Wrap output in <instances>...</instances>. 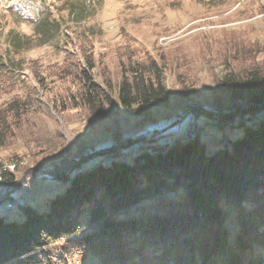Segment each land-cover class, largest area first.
I'll list each match as a JSON object with an SVG mask.
<instances>
[{"label": "trees", "instance_id": "16d2710c", "mask_svg": "<svg viewBox=\"0 0 264 264\" xmlns=\"http://www.w3.org/2000/svg\"><path fill=\"white\" fill-rule=\"evenodd\" d=\"M67 4L70 15L80 14L75 9L83 2ZM42 22L61 33L59 21L47 16ZM64 32L67 41L75 36L81 44L79 55H67L62 65L46 71L58 84L80 86L63 99V108L83 110L96 125L113 116L114 98L122 110L135 114L171 106L166 63L133 60L125 50L128 64L120 78L115 85L109 79L102 85L95 79L88 45L96 34ZM52 37L43 31L42 43ZM9 38L18 53L19 37L9 33ZM249 48L259 53L264 45L258 41ZM35 64L0 56V95L25 90L0 101V147L22 141L47 151L50 169L41 175L65 188L39 208L33 205L37 196L23 207L9 208L2 204L18 198L12 192L21 187L20 179L16 172L0 170V209L23 213L22 221L0 217V264H77L85 256L89 261L83 264H213L227 248L236 253L228 264H264V63L227 69L207 108L190 105L173 120L172 125L182 122L188 113L201 119L206 129L196 138L185 135L171 142L157 134L125 140L117 130L108 147L84 140L65 153L57 152L61 137L39 134L40 115L32 103L37 88L48 84ZM28 65L37 88L24 87ZM38 166L28 175L42 170V163ZM230 220L236 227L233 246ZM258 247L262 251L257 253Z\"/></svg>", "mask_w": 264, "mask_h": 264}, {"label": "rangeland", "instance_id": "374dc122", "mask_svg": "<svg viewBox=\"0 0 264 264\" xmlns=\"http://www.w3.org/2000/svg\"><path fill=\"white\" fill-rule=\"evenodd\" d=\"M68 1L0 0V56L10 54L14 61L36 63L39 71L46 75L48 86L37 88L31 68L25 66L24 87L38 89L32 104L40 115L39 134L47 138L61 137L63 142H59L57 152L75 150L77 143L84 140L97 148L108 147L111 133L117 130L125 140L150 139L157 134L166 135L162 140L171 142L176 138L184 140L185 135L196 138L206 129L201 126V119L188 113L182 122L178 120L172 125L173 120L190 105L207 108L217 96L227 69L249 70L264 63V50L256 53L253 48V52H249L253 43L259 41L264 45V0H80L82 8L75 9L80 13L78 16L70 15ZM47 16L62 24L61 33L43 24ZM65 29L74 33L91 30L96 34L88 45L95 59V79L102 85L105 79L115 85L120 78L128 64V58L123 55L125 50H130L129 57L133 60L149 58L166 63L165 85L171 106L152 109L150 114H135L122 110L113 96V116L96 125L94 120H87L83 110L63 108V99L76 93L80 86L70 82L58 84L46 71L62 65L67 55H79L81 44L75 36L67 41L63 37ZM43 31L51 32V42L42 43ZM9 33L19 37L18 53L10 48L13 46ZM5 91L7 95H0L1 102L14 94H25L23 89ZM146 119L153 120L155 125L143 126ZM156 126L159 132L153 130ZM49 157L47 151L22 141H15L7 148L0 147V170L16 172L20 179L21 187L12 192L18 198L10 203L23 199L16 206L23 207L27 203L26 196L33 194V200L37 196L33 205L39 208L63 191L65 186L41 175L43 170L50 169ZM100 159L97 157L89 164ZM40 163L42 170L34 176L28 175ZM1 216L6 220H23L20 210L0 209ZM227 228L229 243L233 246L234 222L230 220ZM260 251L258 247L256 252ZM233 253L236 254L227 248L213 264H228V257L236 258ZM88 258H77L76 262L83 264L82 260L88 262Z\"/></svg>", "mask_w": 264, "mask_h": 264}, {"label": "built area", "instance_id": "2783aa9c", "mask_svg": "<svg viewBox=\"0 0 264 264\" xmlns=\"http://www.w3.org/2000/svg\"><path fill=\"white\" fill-rule=\"evenodd\" d=\"M31 195V196H30ZM34 198H33V194H28L27 196H26V198H25V201L26 202H30V201H32ZM24 201V202H25ZM23 202V199H20L19 201H14L13 203H9L7 206L9 207V208H14V204H21Z\"/></svg>", "mask_w": 264, "mask_h": 264}, {"label": "water", "instance_id": "95a60500", "mask_svg": "<svg viewBox=\"0 0 264 264\" xmlns=\"http://www.w3.org/2000/svg\"><path fill=\"white\" fill-rule=\"evenodd\" d=\"M153 130H154L155 132H159V129H158L157 126H156L155 128H153Z\"/></svg>", "mask_w": 264, "mask_h": 264}, {"label": "bare ground", "instance_id": "6f19581e", "mask_svg": "<svg viewBox=\"0 0 264 264\" xmlns=\"http://www.w3.org/2000/svg\"><path fill=\"white\" fill-rule=\"evenodd\" d=\"M16 205H18V204H14V207H16ZM20 205V204H19Z\"/></svg>", "mask_w": 264, "mask_h": 264}]
</instances>
